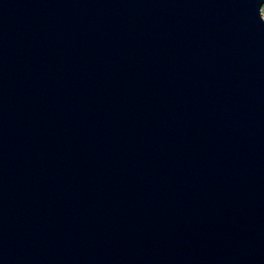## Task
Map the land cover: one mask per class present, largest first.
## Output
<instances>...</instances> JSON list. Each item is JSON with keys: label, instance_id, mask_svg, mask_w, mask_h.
Wrapping results in <instances>:
<instances>
[{"label": "water", "instance_id": "obj_1", "mask_svg": "<svg viewBox=\"0 0 264 264\" xmlns=\"http://www.w3.org/2000/svg\"><path fill=\"white\" fill-rule=\"evenodd\" d=\"M264 0H0V264H264Z\"/></svg>", "mask_w": 264, "mask_h": 264}, {"label": "rangeland", "instance_id": "obj_2", "mask_svg": "<svg viewBox=\"0 0 264 264\" xmlns=\"http://www.w3.org/2000/svg\"><path fill=\"white\" fill-rule=\"evenodd\" d=\"M263 13H264V9H263Z\"/></svg>", "mask_w": 264, "mask_h": 264}]
</instances>
